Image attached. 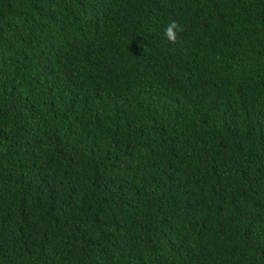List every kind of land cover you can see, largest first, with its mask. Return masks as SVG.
Instances as JSON below:
<instances>
[{
  "label": "trees",
  "instance_id": "1",
  "mask_svg": "<svg viewBox=\"0 0 264 264\" xmlns=\"http://www.w3.org/2000/svg\"><path fill=\"white\" fill-rule=\"evenodd\" d=\"M0 264H264V0H0Z\"/></svg>",
  "mask_w": 264,
  "mask_h": 264
},
{
  "label": "clouds",
  "instance_id": "2",
  "mask_svg": "<svg viewBox=\"0 0 264 264\" xmlns=\"http://www.w3.org/2000/svg\"><path fill=\"white\" fill-rule=\"evenodd\" d=\"M183 30V26L178 21L172 20L166 25L164 29V36L170 44L174 45L178 43V34Z\"/></svg>",
  "mask_w": 264,
  "mask_h": 264
}]
</instances>
